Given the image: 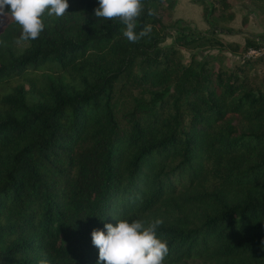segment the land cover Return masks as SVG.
I'll return each mask as SVG.
<instances>
[{
    "label": "trees",
    "instance_id": "obj_1",
    "mask_svg": "<svg viewBox=\"0 0 264 264\" xmlns=\"http://www.w3.org/2000/svg\"><path fill=\"white\" fill-rule=\"evenodd\" d=\"M165 1L143 0L137 42L98 0L21 47L0 30V264H97L91 232L118 219H161L164 264H264V86L185 63V32L163 45ZM193 1L208 23L229 2Z\"/></svg>",
    "mask_w": 264,
    "mask_h": 264
},
{
    "label": "clouds",
    "instance_id": "obj_2",
    "mask_svg": "<svg viewBox=\"0 0 264 264\" xmlns=\"http://www.w3.org/2000/svg\"><path fill=\"white\" fill-rule=\"evenodd\" d=\"M69 6L68 0H0V25L10 16L21 27L18 44L36 40L45 28L43 16L63 18ZM144 7L143 0H98L93 14L97 20L118 19L125 25L123 36L137 42L152 31L150 24L136 31ZM147 14L152 16L155 12L149 8ZM162 224L161 219L147 225L141 220L118 219L115 226L105 223L104 230L93 229L91 239L98 249L97 264H164L169 249L167 241L157 236ZM38 264L49 261L41 259Z\"/></svg>",
    "mask_w": 264,
    "mask_h": 264
},
{
    "label": "rangeland",
    "instance_id": "obj_3",
    "mask_svg": "<svg viewBox=\"0 0 264 264\" xmlns=\"http://www.w3.org/2000/svg\"><path fill=\"white\" fill-rule=\"evenodd\" d=\"M203 6L193 0H166L161 10V19L169 28L163 45L173 42L178 31L185 32L188 37L196 38L188 44L178 45L185 63L206 60L223 68L244 66L245 70L241 74L246 75L253 85L264 86V57L255 62L247 61L250 65H243L245 63L240 61L246 40H253L257 45L264 43L257 39L264 35V4L257 0H229L227 5L219 6L207 14L209 23L203 15ZM10 20L9 16L0 25V30ZM23 45L20 43L18 47ZM188 264L202 262L189 261Z\"/></svg>",
    "mask_w": 264,
    "mask_h": 264
},
{
    "label": "built area",
    "instance_id": "obj_4",
    "mask_svg": "<svg viewBox=\"0 0 264 264\" xmlns=\"http://www.w3.org/2000/svg\"><path fill=\"white\" fill-rule=\"evenodd\" d=\"M264 42V39H262ZM264 57V43L262 45L250 46L245 51L242 52L240 56L241 63L247 61H253Z\"/></svg>",
    "mask_w": 264,
    "mask_h": 264
},
{
    "label": "crops",
    "instance_id": "obj_5",
    "mask_svg": "<svg viewBox=\"0 0 264 264\" xmlns=\"http://www.w3.org/2000/svg\"><path fill=\"white\" fill-rule=\"evenodd\" d=\"M228 41H234V42H237V43H241L240 41H237V40H234V39H228Z\"/></svg>",
    "mask_w": 264,
    "mask_h": 264
}]
</instances>
